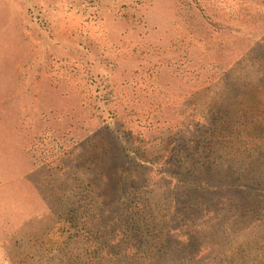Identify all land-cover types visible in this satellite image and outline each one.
<instances>
[{"label": "rangeland", "instance_id": "obj_1", "mask_svg": "<svg viewBox=\"0 0 264 264\" xmlns=\"http://www.w3.org/2000/svg\"><path fill=\"white\" fill-rule=\"evenodd\" d=\"M254 136L264 0H0V264H209L234 234L198 206L238 201ZM246 217L218 264H264Z\"/></svg>", "mask_w": 264, "mask_h": 264}, {"label": "trees", "instance_id": "obj_2", "mask_svg": "<svg viewBox=\"0 0 264 264\" xmlns=\"http://www.w3.org/2000/svg\"><path fill=\"white\" fill-rule=\"evenodd\" d=\"M256 121L250 120V122L247 124V127L249 130L256 128L257 126ZM260 125V124H259ZM250 144L251 148H260L264 150V138L262 137H251ZM260 141V143L257 142ZM130 151L127 153L128 155V162L134 161L138 165H144L148 164L150 165V161H147V159H143L141 157H135L133 153H130ZM257 153V152H256ZM255 152L253 154H248L246 156H243L242 160H238L236 167L233 171H227L225 172V184L228 186H231V190L238 198L237 202H227L222 207H216L214 203L209 202L208 199L212 194L204 195L205 199L207 200L208 205L206 206L202 202L200 203L201 206H198V208L202 211L208 210L207 216H209L208 219L206 218L205 221H203L200 225H195V229L200 234H206L214 231L219 237V233H225V228H229V230H233V236L232 241L229 243V247L226 246L224 243L219 246L220 250L218 252V255L211 257V255H207L205 258H210L209 264H214L217 261H221V256L225 255L227 256L229 253L231 256H238L239 259H244L245 256L249 257L250 255H254V252L249 251L246 239L243 238V232L246 233V230H248V227H244L247 223L248 217H246L249 214V218L252 216L255 219V222L258 224L264 223V220H260V217L256 216H262L264 215L262 212H264V156H261L259 158V154H256ZM134 159V160H131ZM127 162V163H128ZM150 167V166H149ZM211 174V173H209ZM233 186V187H232ZM243 196H241V195ZM232 195V194H231ZM208 198V199H207ZM205 200V201H206ZM199 211V210H198ZM230 212L232 213V216L230 215ZM230 215L228 218L226 215ZM221 218L223 221V226L217 224L219 221L217 219ZM247 218V219H245ZM246 220V221H245ZM122 223L125 224V230H124V240L128 237L134 236L141 238L142 234H140L142 231V226L137 223V227L132 223V219L126 220L123 219ZM244 224V225H243ZM135 228L136 231H135ZM236 230H238L236 232ZM254 233L253 229L251 230V234ZM137 234V235H134ZM129 235V236H128ZM214 235V238H215ZM209 238V237H208ZM218 240V237H217ZM217 242V241H216ZM235 248V251H234ZM237 248V249H236ZM223 256V257H225ZM237 257V258H238ZM204 258V259H205ZM237 258H234L232 261V264H239V260ZM238 261V262H237Z\"/></svg>", "mask_w": 264, "mask_h": 264}]
</instances>
